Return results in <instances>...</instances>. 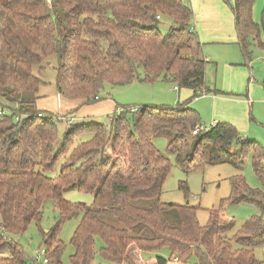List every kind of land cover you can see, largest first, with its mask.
<instances>
[{"label": "trees", "instance_id": "16d2710c", "mask_svg": "<svg viewBox=\"0 0 264 264\" xmlns=\"http://www.w3.org/2000/svg\"><path fill=\"white\" fill-rule=\"evenodd\" d=\"M256 1L233 0L234 32L245 60L252 45L264 52V7L255 22ZM192 17L182 0H0V108L11 113L0 115V254L7 253L0 264H27L13 240L40 222L46 202L60 214L42 235L51 264H60L62 225L80 215L69 264H141L130 250L148 264H261L253 250L264 244L261 216L250 217L227 238L234 222L225 220L220 208L210 210L201 225L198 208L160 202L170 166L152 138L166 134L168 149L186 172L224 163L241 170L251 159L263 191L236 175L225 202L264 212L263 147L242 141L226 123L191 135L201 124L190 102L209 92L201 44L188 33ZM162 20L172 25L166 35L158 30ZM52 56L56 91L64 98L95 102L105 85L158 79L192 96L174 108H143L130 123L123 116L128 112H118L110 130L100 124L75 127L58 143L52 118L30 108L41 83L33 68ZM58 164L59 174L48 177ZM66 189L91 194L92 205L67 202ZM96 239L102 243L98 261ZM162 248L168 258L152 255Z\"/></svg>", "mask_w": 264, "mask_h": 264}, {"label": "rangeland", "instance_id": "374dc122", "mask_svg": "<svg viewBox=\"0 0 264 264\" xmlns=\"http://www.w3.org/2000/svg\"><path fill=\"white\" fill-rule=\"evenodd\" d=\"M228 1L229 5L224 0H182L192 9L193 17L189 29L198 38L201 44V56L208 62L205 70V86L209 92L192 99L190 108L197 112L202 126L208 128L218 123L229 124L238 130L242 141L257 142L264 149V52L252 45L250 59H244L234 32L233 1ZM263 7L264 0L255 2L252 10L255 22H259ZM171 27L170 21L162 20L158 30L162 35H166ZM180 51L183 56H188L184 48H180ZM55 69L54 56L33 68L34 74L41 83L35 94V103L30 108L41 113L45 118H52L57 126L58 143L67 132L81 125L100 124L107 130L113 129L119 111L128 112L132 108H138L139 111L143 108H174L189 101L192 96L189 90L179 91L173 83L158 79L154 82L134 81L127 86L105 85L100 100L95 102L68 99L56 91ZM117 108H119L118 112ZM123 116L130 123L132 118L138 117V114L128 112ZM82 139L85 141L88 138L84 136ZM169 141L170 137L166 134L152 138L156 151L166 157L170 166V172L163 183L161 203L198 208L197 221L201 225L207 222L210 210L220 208L223 212L222 217L234 222V229L225 234L227 238H230L252 216H261L264 223V212L254 205L246 203L228 205L225 202L231 189L230 179L236 175L241 176L249 188L263 191V185L253 172L251 159H246L241 170L224 163L208 166L203 171L186 172L176 161L175 153L168 149ZM237 149V146H234L233 153L237 152ZM59 167V164L56 165L47 176L58 175ZM63 197L71 204H82L86 207L93 203L91 194L75 189H66ZM59 217V212L50 202H46L40 222L37 225L30 224L23 235L13 240L22 247L27 264H38L34 260L43 247L42 235L55 226ZM80 219L81 215L62 225L59 240L64 248L59 257L60 264H69V258L74 253L70 240ZM101 245V241L96 239V261L99 260L97 253ZM253 250L255 259L264 264V244ZM130 251L135 260L141 264H148L141 254L134 250ZM152 255L168 258V251L162 248ZM6 256V252L0 254V257Z\"/></svg>", "mask_w": 264, "mask_h": 264}, {"label": "built area", "instance_id": "2783aa9c", "mask_svg": "<svg viewBox=\"0 0 264 264\" xmlns=\"http://www.w3.org/2000/svg\"><path fill=\"white\" fill-rule=\"evenodd\" d=\"M188 33L189 34H193L190 31V29H188ZM118 110L119 109H117V112H118ZM119 112H121V111H119ZM128 112L131 113V114H139L140 111H139L138 108H132V109H129ZM0 115H8V116H10L11 113L9 111L4 110L3 108H0ZM15 120H18V115H15ZM214 125L215 124H213L210 127H213ZM208 129H209V127L207 128V127L202 126V125L196 126L194 128V130L191 132V135L194 136V137L199 136L200 134L206 133L208 131ZM34 262H36L38 264H51V261L47 258V251H46V249L44 247H42V249L38 253V255H37L36 259L34 260ZM174 262H176V261L174 260Z\"/></svg>", "mask_w": 264, "mask_h": 264}, {"label": "crops", "instance_id": "0c3cea01", "mask_svg": "<svg viewBox=\"0 0 264 264\" xmlns=\"http://www.w3.org/2000/svg\"><path fill=\"white\" fill-rule=\"evenodd\" d=\"M203 58V57H202ZM204 59V58H203ZM206 60V59H205ZM207 61V60H206ZM208 63V62H207ZM234 127V126H233ZM235 128V127H234ZM236 129V128H235ZM237 130V129H236ZM238 131V130H237Z\"/></svg>", "mask_w": 264, "mask_h": 264}]
</instances>
